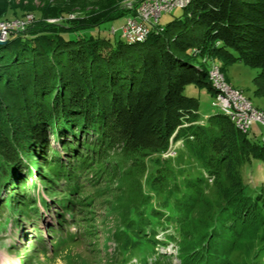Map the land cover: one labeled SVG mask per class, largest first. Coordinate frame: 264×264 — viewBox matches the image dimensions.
Masks as SVG:
<instances>
[{
    "label": "trees",
    "instance_id": "16d2710c",
    "mask_svg": "<svg viewBox=\"0 0 264 264\" xmlns=\"http://www.w3.org/2000/svg\"><path fill=\"white\" fill-rule=\"evenodd\" d=\"M27 1L0 0V20L35 13L23 31H11L0 45V211L12 206L19 220L29 216L28 190L20 187L27 179L16 183L24 167H42L38 174L50 175L51 182L68 181L73 196L83 192L84 165L96 158L99 165L88 171L102 172L99 162L119 149L133 157L134 168L153 169L150 179L163 182L169 174L145 158L185 141L209 177L234 162L220 225L248 216L264 222V192L246 190L240 171L251 159L264 164V140L242 133L220 111L201 123L199 100L185 94L188 85L211 92L208 69L217 59L221 70L234 63L257 68L255 92L263 95L264 0H191L182 14L150 28L145 40L131 42L109 29L102 35L98 27L133 15L137 1ZM76 12L81 16L68 17ZM51 130L57 140L69 138L61 142L72 158L57 155L47 138ZM65 199L70 210L90 201Z\"/></svg>",
    "mask_w": 264,
    "mask_h": 264
},
{
    "label": "rangeland",
    "instance_id": "374dc122",
    "mask_svg": "<svg viewBox=\"0 0 264 264\" xmlns=\"http://www.w3.org/2000/svg\"><path fill=\"white\" fill-rule=\"evenodd\" d=\"M30 1L37 6L44 4L41 0ZM117 1L124 6L129 0ZM12 2L28 3L27 0ZM183 11L177 7L164 12L158 23L165 25ZM71 14L72 18L81 16L77 12ZM126 16L112 23L103 22L98 30L106 35L111 24L119 29ZM115 36L123 38L119 30ZM210 62L220 69L219 60ZM220 71L230 89L237 90L252 106L264 112V86L263 95L257 94L258 85L253 80L257 68L234 63ZM210 87L211 92L194 85L185 88L186 95L199 100L201 123L219 111L227 115L214 104L216 91L211 82ZM76 129L74 126L73 131ZM242 133L264 140V125L253 121L247 133ZM47 138L57 155L62 159L72 158L71 152L65 153L62 148L61 141L69 139L67 136L57 140L51 130ZM71 140L75 141L74 137ZM193 149L185 141L172 142L166 151L145 158L150 166L156 164L160 173L169 174L163 182L150 179L153 169L134 168L133 157L124 156L119 149L112 150L108 162H99L103 163L102 172L93 171L99 165L94 163L96 158L84 165L83 192L80 190L81 194L77 192L73 196L67 190L68 181L51 182L50 175L43 174L46 178H41L38 174L42 167L37 170L32 166L29 172L24 167L16 183L27 179L20 187L28 190L29 216L19 220L12 206H4L0 211V264H264L261 218L248 216L241 222L220 225L219 218L227 210L225 198L230 192L225 187L230 189L234 183L230 178L234 162L222 166L217 176L209 177ZM38 150L35 157L40 160ZM90 168L93 170L88 171ZM240 171L246 190L264 192L261 161L251 159ZM186 175H190L189 180ZM194 177H200L198 182ZM67 196L90 201L84 206L73 205L70 210ZM84 207L88 211L82 210ZM87 221L88 227L84 225Z\"/></svg>",
    "mask_w": 264,
    "mask_h": 264
},
{
    "label": "built area",
    "instance_id": "2783aa9c",
    "mask_svg": "<svg viewBox=\"0 0 264 264\" xmlns=\"http://www.w3.org/2000/svg\"><path fill=\"white\" fill-rule=\"evenodd\" d=\"M135 1H137L135 14L127 16L121 26L124 36L146 34L149 28L159 25V16L164 12H169L170 7H175L179 0H129L127 4L132 5ZM211 78L216 81L214 104L225 105L236 120L249 128L253 121H259L264 125V114L252 108L242 94L222 87L214 75Z\"/></svg>",
    "mask_w": 264,
    "mask_h": 264
},
{
    "label": "bare ground",
    "instance_id": "6f19581e",
    "mask_svg": "<svg viewBox=\"0 0 264 264\" xmlns=\"http://www.w3.org/2000/svg\"><path fill=\"white\" fill-rule=\"evenodd\" d=\"M191 0H179L178 3L175 5V7H170L169 12L172 11L174 8L177 7H182L184 8ZM150 31V28L148 30V32ZM147 34V33H146ZM145 34V35H146ZM144 34L141 35H137V34H129L127 35L129 38L126 39L127 41H135V40H141V38H143V36H145ZM125 37V36H124ZM208 75H209V80L213 86V88H216V81L212 80V76L214 75V78L219 82L220 85H222V87H224L225 89H230L224 82L223 79V74L221 73L219 66H217L216 64H213L210 66L209 70H208ZM233 91H237L234 89H230ZM241 94V93H240ZM244 97V96H243ZM244 99L250 104V106H252L251 102L246 99V97H244ZM215 101H216V95H215ZM216 106H218L220 108L221 111L225 112L230 118L231 120L235 123V125L242 131V132H247L249 130L248 126H245L244 123L239 122L238 120H236V117H233V115L231 114L230 110L225 108V105L223 104H215ZM252 108H255L254 106H252ZM256 109V108H255ZM260 113L264 114V112L260 109H257Z\"/></svg>",
    "mask_w": 264,
    "mask_h": 264
},
{
    "label": "water",
    "instance_id": "95a60500",
    "mask_svg": "<svg viewBox=\"0 0 264 264\" xmlns=\"http://www.w3.org/2000/svg\"><path fill=\"white\" fill-rule=\"evenodd\" d=\"M124 2V1H122ZM125 6H130L128 4H125ZM34 12H27L24 16L16 17V18H12V19H3L0 20V45L5 44L7 42L8 39V35L11 31H23L27 24H29L31 21L34 20ZM135 14V13H134ZM133 14V15H134ZM72 14H69V18L71 17ZM126 18V17H125ZM124 18V20H125ZM62 18H48L47 21L50 22H58L60 21ZM124 22V21H123ZM122 24L120 25L119 29L115 28L114 25H111L109 27V31L110 33H115V32H120V34L124 37V33L122 31L121 28ZM125 39H128V36L124 37Z\"/></svg>",
    "mask_w": 264,
    "mask_h": 264
}]
</instances>
